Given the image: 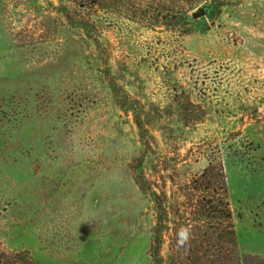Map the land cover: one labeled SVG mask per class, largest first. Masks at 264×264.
Segmentation results:
<instances>
[{"label":"rangeland","instance_id":"obj_1","mask_svg":"<svg viewBox=\"0 0 264 264\" xmlns=\"http://www.w3.org/2000/svg\"><path fill=\"white\" fill-rule=\"evenodd\" d=\"M109 1L73 7L84 30L65 0H0V250L206 264L177 234L211 227L197 175L220 164L234 236L212 259L264 256V0H142L136 16ZM152 192L167 210L158 262Z\"/></svg>","mask_w":264,"mask_h":264},{"label":"trees","instance_id":"obj_2","mask_svg":"<svg viewBox=\"0 0 264 264\" xmlns=\"http://www.w3.org/2000/svg\"><path fill=\"white\" fill-rule=\"evenodd\" d=\"M117 1V0H116ZM122 1V0H120ZM125 1V0H124ZM65 4H62V10L60 11L64 18L68 22L76 23L84 30H90L93 28L89 18L85 17L84 14H72L73 7L78 10H93L95 6L103 5L107 6L109 0H65ZM114 2V0H111ZM142 0H132L129 3V0H126L127 4L126 10L131 14L136 16L141 10ZM120 104H124L125 101L118 99ZM129 108V107H127ZM138 120V119H137ZM141 128V124L139 122ZM137 184L139 187L144 188L143 177L137 175L136 177ZM197 181L201 182V187L208 192V194L201 195L199 199V214L203 219L202 221L207 220L211 225L208 230H201L198 227L197 234L190 235L187 237L185 246L190 250L189 252H199L204 248L206 251V264H216L220 262L221 264H264V256L258 255H237L233 253L231 249L233 244V229L230 221L231 214L229 207L225 201L223 195V190L225 189V180L223 174V168L220 164L207 165L198 175ZM218 185V186H217ZM153 201L155 202L156 207V224L154 228V242L151 246V255L157 259V262L161 260V243L163 240V232L165 230V220L167 218V210L164 205L163 199L156 192L151 193ZM185 226V223L182 224ZM225 238V243L229 246V251L226 250L224 253H221L219 259H212L218 255V253L223 249L221 247L220 241H223ZM198 258V255H197ZM0 264H34L32 259L24 255L23 253H10L0 250Z\"/></svg>","mask_w":264,"mask_h":264},{"label":"water","instance_id":"obj_3","mask_svg":"<svg viewBox=\"0 0 264 264\" xmlns=\"http://www.w3.org/2000/svg\"><path fill=\"white\" fill-rule=\"evenodd\" d=\"M205 14L204 7L198 8L195 12H193L192 16L193 18L197 19Z\"/></svg>","mask_w":264,"mask_h":264},{"label":"clouds","instance_id":"obj_4","mask_svg":"<svg viewBox=\"0 0 264 264\" xmlns=\"http://www.w3.org/2000/svg\"><path fill=\"white\" fill-rule=\"evenodd\" d=\"M177 235L181 241H185L187 239V231L185 229H181Z\"/></svg>","mask_w":264,"mask_h":264}]
</instances>
